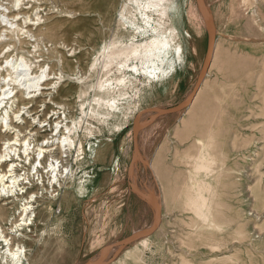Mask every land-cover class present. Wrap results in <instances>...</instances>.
I'll return each mask as SVG.
<instances>
[{
  "label": "rangeland",
  "instance_id": "rangeland-1",
  "mask_svg": "<svg viewBox=\"0 0 264 264\" xmlns=\"http://www.w3.org/2000/svg\"><path fill=\"white\" fill-rule=\"evenodd\" d=\"M167 1L161 31L177 29L183 61L174 55L169 77L148 86L135 73L131 83L120 84L117 65L124 56L104 66L110 59L98 53L102 45L110 54L150 40L132 38L127 22L135 15L134 0L31 1L42 5L36 10L27 5L32 29L51 27H42L47 37L35 48L34 37L14 42L31 50L25 55L33 70L42 64L51 79L50 89L31 102L18 96L28 107L23 126L34 122L32 114L47 120L41 134L50 136L62 120L74 141L65 157L72 174L60 179L61 186L45 182L34 203L36 224L12 230L0 200V225L12 247H25L28 264H91L98 256L101 264H264V239L257 237L264 227V0ZM209 8L215 46L204 73L205 28L213 31ZM101 82L114 87L108 98L125 93L114 101L122 107L117 117L100 113ZM201 179L211 183L205 215L191 202ZM136 233L143 235L135 242L108 247Z\"/></svg>",
  "mask_w": 264,
  "mask_h": 264
},
{
  "label": "bare ground",
  "instance_id": "bare-ground-1",
  "mask_svg": "<svg viewBox=\"0 0 264 264\" xmlns=\"http://www.w3.org/2000/svg\"><path fill=\"white\" fill-rule=\"evenodd\" d=\"M31 1L34 0H0V60L3 59L0 63V71L4 69V65L6 64L5 68L7 72L4 77L0 72V200L4 201L2 205H7L4 211L9 212L8 221L12 222V230H22L24 227L27 228L36 224L39 209L36 208L34 203L37 202L39 191H46L45 182L52 187L54 183L53 179H55V182L61 186L60 179L65 180L72 174V169L68 167L65 159L68 156L66 155L69 152L68 150L74 144L70 135L71 129L67 123L62 124V120L55 121L54 128L59 127L57 133L43 136L41 132L47 129L42 128L47 124L41 123L47 122V120L40 121L36 116L32 117V114L27 113L34 122L23 126V123H25L23 110L28 107L20 102L21 97L18 96L20 94L25 95L24 99L31 102L37 95L43 94L42 90L50 89V87L46 86V81L51 79L50 74L42 64L34 65V68L37 67L34 71L32 67L33 62L25 55V53L28 56L31 55V50H24L22 46H17L14 42L15 38L20 42L21 38L34 37L36 44L33 47L35 48L42 39L47 37L42 27H45V30L50 29L49 22L37 25L32 29L35 19L31 18L27 5L30 4V8L33 10L40 9L42 5H38L35 8L31 4ZM134 2L137 6L135 15L133 19L127 22L131 29L132 38L150 35V40L142 43H130L132 46L125 49L121 46V50L117 51L118 53H114L112 51L114 49H112L113 53L110 54L109 46L102 45L98 53H101V55L107 54L110 59L104 66H108L114 62V59H117L119 55L120 58L121 55L122 57L124 56L123 60L121 59L122 62H117V70L123 73L122 77L117 81L120 84L131 83V75L134 73L137 75L141 74L145 78L147 86L149 84L162 83L169 77L167 71L174 67V55L177 56L179 62L183 61L182 47L175 41L178 37L177 29H169L168 35L161 31L164 18L167 16L169 10V3L167 0H134ZM39 15L36 13L37 18L34 17L38 19ZM155 16L157 17L155 18ZM42 17L40 16V18ZM47 19L46 13L43 21ZM25 43L27 45L30 44ZM117 48L120 49L119 47ZM74 50L72 48L70 55H73ZM120 58L118 59L120 60ZM132 59L135 60V63L131 61ZM137 61L141 65L140 68L136 63ZM8 66H11L12 69H8ZM127 72H129L128 75H126ZM80 78L82 79V76ZM21 80L24 81V86L22 82L20 84ZM113 88L111 86L108 87L105 82H101L97 88L96 100L103 109L100 113L105 119L112 116L117 117L122 112V107L115 105L114 101L117 96L124 95L125 93L118 90L117 96L108 98L110 93L113 92ZM105 106L107 108L104 109ZM79 147L82 153L81 143ZM199 159H203V156L199 157ZM201 162L202 167L208 168L207 163ZM200 164L198 165L201 166ZM43 173L47 174L46 179ZM33 180L36 182L34 183ZM197 182L196 195H194L191 202L198 209V212L200 211L202 215H205L204 208L208 207V194L204 192L207 191L208 193L211 190V183L205 179L198 180ZM34 185L35 187L38 186V191L27 192V189L33 188ZM9 198H13L14 202L12 204L5 202ZM189 198L191 199L192 196ZM257 198L259 197L257 196ZM262 199V203H264V198L262 197ZM155 200L153 203H155ZM43 208L47 212L51 210L49 205ZM2 210L3 207L0 205V216ZM17 212L19 213V218L14 220ZM257 237L264 239V227L262 230H259ZM214 247L217 248L218 245H214ZM7 259L10 260L11 264H28L25 247L23 245L12 247L11 237L5 234L3 226L0 225V262Z\"/></svg>",
  "mask_w": 264,
  "mask_h": 264
},
{
  "label": "water",
  "instance_id": "water-1",
  "mask_svg": "<svg viewBox=\"0 0 264 264\" xmlns=\"http://www.w3.org/2000/svg\"><path fill=\"white\" fill-rule=\"evenodd\" d=\"M208 33H209V41H208V49H207V61H206L205 67H204V73H205L207 67L209 66V64L211 62V59H212V56H213V52H214V46H215V35H214V32L211 29V26H209ZM185 104H186V102L184 103V105ZM160 112H163L164 113V112H167V111L166 110H163V111H160ZM142 235H143L142 233L133 234L130 237H128L127 239H124V240H122V241H120L118 243H114V244H112V245H110L108 247L110 248V247H115L117 245L118 246L119 245H127L130 242H132L133 240H135V238L137 239V237H141ZM101 262H102V258L98 256V258L96 259V261H94L91 264H101Z\"/></svg>",
  "mask_w": 264,
  "mask_h": 264
},
{
  "label": "crops",
  "instance_id": "crops-1",
  "mask_svg": "<svg viewBox=\"0 0 264 264\" xmlns=\"http://www.w3.org/2000/svg\"><path fill=\"white\" fill-rule=\"evenodd\" d=\"M200 10V9H199ZM206 11H207V14H208V16H209V18H210V20H211V24H212V26H213V32H215V28H216V20H215V17H214V14L211 12V10H210V8L209 9H206ZM206 29V32H207V36H208V39H209V33H208V29H207V27L205 28ZM201 36V35H200ZM199 36V37H200ZM201 38V37H200ZM151 214H152V211H151ZM151 219H152V215H151ZM139 239V238H138ZM137 240V239H136ZM135 240V241H136ZM135 241H133V242H135ZM133 242H130L129 244H131V243H133Z\"/></svg>",
  "mask_w": 264,
  "mask_h": 264
}]
</instances>
